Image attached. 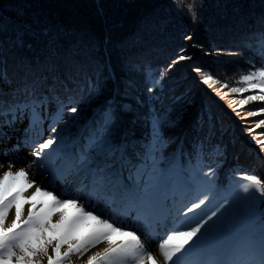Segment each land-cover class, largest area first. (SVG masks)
<instances>
[{
	"label": "snow or ice",
	"instance_id": "1",
	"mask_svg": "<svg viewBox=\"0 0 264 264\" xmlns=\"http://www.w3.org/2000/svg\"><path fill=\"white\" fill-rule=\"evenodd\" d=\"M174 3L179 7L184 0H174ZM32 24L40 27L41 35L48 36L46 19L38 16ZM261 24H264V18H261ZM49 44L51 46V41ZM241 45L259 59L236 81L240 86L224 92L223 89L228 88L227 82L222 83L200 67L194 70L203 77L202 83L220 85L216 91L221 99L229 93H249L229 103L241 119L264 116V28L248 34ZM13 46L31 48V44L26 45L23 32L14 38ZM185 59L191 57L178 55L167 69L155 73L149 71L145 76V91L153 104L147 99H137L135 108L146 109L142 119L149 131L142 142L134 145L135 151L131 154L127 148L121 152L115 147L121 130L111 103L102 110L101 120L78 153L63 152V138L57 144L56 135L37 143L43 135L45 119L51 121L48 125L50 131L56 133V124L63 119L65 110L73 114L78 112L73 97L79 94V85L72 83L68 75L61 77L55 64L47 65L42 73L28 59L18 65L23 75L17 82L15 74L9 75L6 61L2 62L0 82L8 86V91L0 88V141L10 139L9 130H14L17 123L27 118L29 126L25 129L23 146L33 148V159L26 168L20 167L16 171H13L15 159H10L7 171L0 176V264H42V257L47 258V264H66L72 255L82 256L100 242H107L108 247L90 256L87 264H264V212H260L259 221L251 219L240 223L236 218L243 205L258 199L256 193L264 197V181L255 174H244L237 180L234 173L228 188H216L215 165L221 158L219 148L208 147L206 139L201 138L185 151L181 137L166 135L167 130L179 127L180 114L174 107H155L156 93L162 89L167 72ZM73 79L78 77L73 75ZM84 83L90 99L103 96V88L94 80ZM128 87L131 89L133 85ZM177 100L190 103L179 96ZM52 102L57 104L56 115L43 116ZM255 102L261 107L241 115L239 109ZM124 110L133 113L130 123L135 124L141 119L132 106ZM262 127L264 118L248 132L264 151V140L253 136L255 130ZM30 133H34V139ZM53 145L57 147L53 148ZM170 145L175 148L165 155L164 150ZM13 147L19 148L21 144ZM98 154L104 157L102 164L96 163ZM2 167L4 165L0 163ZM34 167L50 168L54 179L77 184L78 191L87 201H95L128 217L137 229L143 230L146 238L175 211L173 225L166 230L164 237L157 239L162 260L145 248L137 230H125L123 221L102 218L94 211L86 210L79 203L80 196L61 199L47 186L41 188L35 179H29L28 173ZM125 169L128 171L127 182L123 178ZM34 185L35 190L25 195ZM211 201L215 204L210 210L202 211L198 217L192 218L194 222H189V213L203 209ZM24 204L30 208L27 219L22 220ZM13 207L15 216L7 225ZM69 208L75 209V213L70 215ZM244 210L247 216H255L254 210ZM57 213L59 219L53 220ZM49 248L52 254H49Z\"/></svg>",
	"mask_w": 264,
	"mask_h": 264
},
{
	"label": "trees",
	"instance_id": "2",
	"mask_svg": "<svg viewBox=\"0 0 264 264\" xmlns=\"http://www.w3.org/2000/svg\"><path fill=\"white\" fill-rule=\"evenodd\" d=\"M38 16L48 21V36L41 35L40 27L32 24ZM261 18L264 0H184L179 7L174 0H0V67L6 61L9 75L15 74L19 82L23 73L18 65L24 59L31 60L42 73L47 65L55 64L61 77L68 75L79 85L80 92L73 97L75 105H90L85 121L88 137L106 104L111 103L121 123L118 142L128 130V143L135 150L134 145L142 142L149 129L141 119L130 123L133 113L124 109L132 106L136 110L137 99L153 104L145 91L149 71L167 69L178 55L191 57L167 72L162 89L156 93L155 107H174L180 114L179 127L167 130L166 135L181 137L185 151L201 138L208 147L219 148L215 187L226 189L234 173L237 180L241 175L255 174L264 181V151L248 132L264 116L241 119L229 103L249 93H229L221 99L216 91L220 85L202 83L203 77L194 69L200 67L227 82L224 92L240 86L236 81L259 59L241 41L264 28ZM20 32L31 48L13 46ZM93 80L103 90L108 88L110 94L90 99L84 82ZM0 88L8 91L2 82ZM178 96L190 103H180ZM259 107L261 104L255 102L239 110L246 115ZM136 111L143 117L146 109ZM261 134L264 127L256 129L253 136L264 140ZM174 148L170 145L165 155ZM256 197L238 211L240 223L259 221L264 197L260 193ZM244 209L254 210L255 216H247Z\"/></svg>",
	"mask_w": 264,
	"mask_h": 264
},
{
	"label": "rangeland",
	"instance_id": "3",
	"mask_svg": "<svg viewBox=\"0 0 264 264\" xmlns=\"http://www.w3.org/2000/svg\"><path fill=\"white\" fill-rule=\"evenodd\" d=\"M104 93L105 94H103V96L107 97L110 94V90L108 88H105ZM77 108H78V112L76 114H73L67 110L64 111L63 119L59 123L56 124V129L58 127H64L65 129H67L61 135H56L57 144L60 143V138H63L64 146L62 150L63 152L67 154L78 153L80 151L81 146L88 139L87 127L85 125V121H86L87 115L90 110V105L80 104L77 106ZM56 113H57V104L50 103L48 104L46 110H44L42 114L43 116L48 117V116H55ZM119 119H120L119 114H117V125L118 127H121V123ZM141 120H143L142 117H141ZM50 122H51L50 120L45 119L44 124H43V135L40 137L37 143L42 142L43 140L49 138L50 136L55 135L54 133L50 131L48 127ZM28 126H29V121L27 118H25L22 122H19L14 126V130H9L10 139H7L5 141H0V163L4 165V167L0 168V176H2L5 171H7V164L10 159H15L13 171L18 170L20 167L26 168L27 165L31 163L33 158L31 157L29 153H32L33 148L31 146H23L25 129H27ZM29 135L31 138L33 139L35 138L34 133H30ZM118 138L115 142V147L119 148L121 152H123L125 148H127L129 154L135 151V150H131L130 143H126L125 141L121 142V143H124L123 146L118 145L117 144ZM17 143H20L21 147L19 148L13 147ZM56 147L57 145H53V148H56ZM95 159H96V163L102 164L104 162V157L102 155L98 154L95 157ZM57 163H59V161H57ZM44 170L46 171V173H49V176L47 178L42 179L41 181H36L37 185H39L41 188H44L45 186H47L48 190L52 191L55 195H57V192H60L61 190L64 191V193L66 192L67 194L65 196L57 195L61 199H70V198H73L74 196H80L81 199L79 200V203L83 204L86 210L94 211L96 214L101 215L102 218H105L104 214L100 212L102 204H99L95 201H91V202L87 201L83 197V195L79 193L78 188L75 186L76 184L72 182H64L62 180L61 183H63V185L58 186V183L55 182L54 184L57 186L51 189L47 183L48 182L51 183L53 181L54 179L53 173L50 168H45ZM31 171L32 170H30L28 173L29 179H31ZM127 175H128V171L125 169L123 171V178L127 179L128 177ZM48 178L51 180H47ZM34 190H35V185L33 186V188L28 189L25 195H30ZM217 199L219 198L217 197ZM214 204H215V201H211L203 209H197L195 213H189L188 214L189 222H194V220L192 219L193 217H198L202 213V211L210 210L214 206ZM29 208H30V205L28 204L23 205V214L21 217L22 220L27 219V213H28ZM67 211L70 215L75 213V209L73 208H69L67 209ZM14 216H15V208L13 207V209L10 210L8 218L6 220L7 225L11 224V221L14 218ZM56 219H59L58 213L53 217V220H56ZM125 230H137V234L141 235V239L145 243V248L147 250H150L154 255L158 257V255L156 254V249H158V246H157V240L155 241V239H157L159 235H157L156 232L146 238L145 235L143 234L142 229L133 228V229H125ZM117 239L119 240L122 238H117ZM106 247H108L107 242H100L96 244L94 247H91L82 256H78L76 254L72 255L70 261H67L66 264H87V260L90 256L94 255L97 252H102ZM49 254H52L51 248H49ZM158 258L160 259V257ZM41 259H42V264H47L46 257H42Z\"/></svg>",
	"mask_w": 264,
	"mask_h": 264
},
{
	"label": "bare ground",
	"instance_id": "4",
	"mask_svg": "<svg viewBox=\"0 0 264 264\" xmlns=\"http://www.w3.org/2000/svg\"><path fill=\"white\" fill-rule=\"evenodd\" d=\"M116 105H118V103H115ZM67 129H65L64 127H58L57 128V132L56 133H54L55 135H61L64 131H66ZM121 130V129H120ZM121 132V131H120ZM127 138V139H126ZM129 139H130V134H129V132H128V130H124V139H123V141L122 142H126V143H128V141H129ZM117 144L118 145H121V146H123L124 145V143H121V142H117ZM30 155H31V153H29ZM32 157V156H31ZM47 163V162H46ZM32 171H31V179H35L36 181H41L42 179H44V178H47L48 176H49V173H46V171L44 170V169H39V168H36V167H34L33 169H31ZM38 173H42V174H38ZM34 174H37V175H34ZM52 178V177H51ZM47 180H51V179H47ZM54 181V182H53ZM53 181L51 182V183H55V182H57L58 183V186H61V185H63V183H61L62 182V180H60V179H53ZM49 183V182H48ZM60 183V184H59ZM77 188H78V185L76 184L75 185ZM80 193V192H79ZM62 194V196H65L67 193L65 192L64 193V191H60V192H57V195H61ZM80 194H82V193H80ZM83 195V194H82ZM164 237V236H163ZM156 254L158 255V257H159V250L158 249H156ZM161 260H162V258H160Z\"/></svg>",
	"mask_w": 264,
	"mask_h": 264
}]
</instances>
